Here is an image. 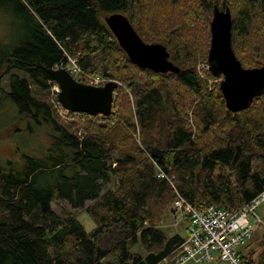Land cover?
<instances>
[{"label":"trees","instance_id":"obj_1","mask_svg":"<svg viewBox=\"0 0 264 264\" xmlns=\"http://www.w3.org/2000/svg\"><path fill=\"white\" fill-rule=\"evenodd\" d=\"M214 5L229 7L242 66L263 65L264 0H0L25 31L0 57V101L13 102L19 118L53 128L43 156L0 164V264H174L184 236L156 226L174 188L199 209L228 212L264 189V94L232 112L221 76L207 70L208 82L196 70L198 59L207 62ZM113 12L126 15L144 42L163 44L179 73L131 62L103 20ZM65 54L130 95L118 87L110 115L79 114L68 122L71 130L59 124L48 70ZM153 161L172 184L155 176ZM60 200L73 209L92 201L85 211L95 227L87 231L75 212L57 214L51 203ZM249 240L239 250L242 261L264 264V231Z\"/></svg>","mask_w":264,"mask_h":264},{"label":"water","instance_id":"obj_2","mask_svg":"<svg viewBox=\"0 0 264 264\" xmlns=\"http://www.w3.org/2000/svg\"><path fill=\"white\" fill-rule=\"evenodd\" d=\"M103 20L131 62L155 72L179 73V67L169 59L165 46L144 42L126 15L113 12L104 15ZM231 26L229 7L219 9L214 5L209 23L207 64L213 76H221L219 87L226 108L239 112L249 108L254 98L264 94V64L259 67L242 66L232 48ZM48 73L60 88L57 98L64 108L89 115L111 114L117 82L108 81L103 86L77 82L62 67L51 68Z\"/></svg>","mask_w":264,"mask_h":264},{"label":"built area","instance_id":"obj_3","mask_svg":"<svg viewBox=\"0 0 264 264\" xmlns=\"http://www.w3.org/2000/svg\"><path fill=\"white\" fill-rule=\"evenodd\" d=\"M58 67H64L77 82L89 85L101 86L107 81H116L83 70L76 58L68 54H65L64 62L55 65V68ZM196 70L200 77L208 79L207 63L198 61ZM116 82L122 86L119 81ZM59 90L56 82L51 83L52 105L56 114L64 120L79 118V114L82 113L72 112L61 105L57 98ZM153 165L155 176L165 178L172 184V176H168L155 161ZM174 190L176 197L172 200L170 208L186 221V235L174 264H201L214 260L226 264H245L239 250L252 237L257 226L262 223L257 209L264 203V189L235 212H228L217 205H208L204 209H199L175 188Z\"/></svg>","mask_w":264,"mask_h":264},{"label":"rangeland","instance_id":"obj_4","mask_svg":"<svg viewBox=\"0 0 264 264\" xmlns=\"http://www.w3.org/2000/svg\"><path fill=\"white\" fill-rule=\"evenodd\" d=\"M25 31L22 28V23L20 19L14 17L10 14L7 9H2L0 7V57L7 53L12 47L16 46L22 38H24ZM202 60V59H198ZM197 61V62H198ZM196 62V63H197ZM12 73L17 74L21 78L28 79V76L20 71H12ZM9 79L10 76L6 75L2 80V87L5 91H9ZM30 82V81H29ZM211 82V80H208ZM31 84L33 94L38 98H44L48 101V97H45L46 91L38 90L34 84ZM122 84V83H121ZM121 87L124 91H129L122 84ZM49 96L51 95V84L47 91ZM130 95V93H129ZM116 96V95H115ZM115 99V98H114ZM113 105V103H112ZM114 110V106H112ZM188 114L191 113L190 110L187 111ZM55 119L59 124L71 127L68 122L71 120H64L54 113ZM30 123L32 126L31 130L27 129V125ZM82 135L83 127L79 126ZM77 131V132H78ZM53 128L51 125L44 123L42 125H34L26 118H19L17 107L8 98H3L0 101V164L7 166V161L14 162L15 165L19 166L23 163V155L41 157L43 156L47 149L51 145ZM135 138L137 143L140 144V131L137 128L135 132ZM115 163H113L114 165ZM110 185V182H106L102 191ZM92 201L88 200L84 203L82 208L73 209L70 207L69 203L65 200L53 201L51 203L52 209L59 214L60 209H65L70 212L77 213V219L82 223L84 228L89 231L95 227V221L87 214L85 211L86 207L90 205ZM258 214L262 219V223L258 225L251 239L253 240L256 235L264 231V203L259 205L257 209ZM170 208L166 209L162 219L156 222V226L164 230L167 235L173 233H179L182 236L186 234V221L181 219L179 215H174ZM250 239V240H251ZM249 240V241H250ZM256 241L253 243V248L256 249V253H259L261 247L256 248ZM135 250L138 249L137 246L134 247ZM201 264H225L220 261H210Z\"/></svg>","mask_w":264,"mask_h":264},{"label":"crops","instance_id":"obj_5","mask_svg":"<svg viewBox=\"0 0 264 264\" xmlns=\"http://www.w3.org/2000/svg\"><path fill=\"white\" fill-rule=\"evenodd\" d=\"M173 217H174V215H173Z\"/></svg>","mask_w":264,"mask_h":264}]
</instances>
